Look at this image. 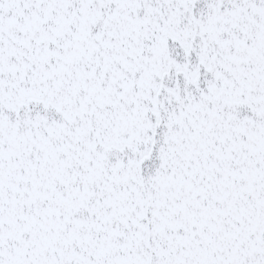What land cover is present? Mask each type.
<instances>
[{
	"label": "snow or ice",
	"instance_id": "snow-or-ice-1",
	"mask_svg": "<svg viewBox=\"0 0 264 264\" xmlns=\"http://www.w3.org/2000/svg\"><path fill=\"white\" fill-rule=\"evenodd\" d=\"M0 264H264V0H0Z\"/></svg>",
	"mask_w": 264,
	"mask_h": 264
}]
</instances>
